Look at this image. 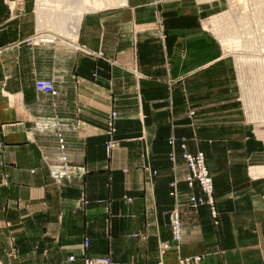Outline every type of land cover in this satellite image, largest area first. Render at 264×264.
Returning a JSON list of instances; mask_svg holds the SVG:
<instances>
[{"label": "crops", "instance_id": "obj_1", "mask_svg": "<svg viewBox=\"0 0 264 264\" xmlns=\"http://www.w3.org/2000/svg\"><path fill=\"white\" fill-rule=\"evenodd\" d=\"M37 4L0 0V261L177 264L203 254V264H264V122L254 121L264 95L249 81L243 90L233 59L203 30L201 4L127 0L85 13L77 38L70 17L59 31L42 26ZM41 78L55 81L56 97L37 91ZM56 119L71 180L51 169ZM182 137L206 155L219 223L209 206L183 205L178 249L170 184L189 192Z\"/></svg>", "mask_w": 264, "mask_h": 264}, {"label": "built area", "instance_id": "obj_2", "mask_svg": "<svg viewBox=\"0 0 264 264\" xmlns=\"http://www.w3.org/2000/svg\"><path fill=\"white\" fill-rule=\"evenodd\" d=\"M33 40L42 41L41 36L33 37ZM102 56V55H101ZM36 89L40 94L50 95L51 97H56L59 94V90L55 84V81L50 78H41L36 80ZM194 112L192 111L191 114ZM119 113L118 111H112L109 121L108 133L111 139L108 143L109 149L115 146L116 140L114 139L115 125ZM57 132L56 137L58 140L57 155L59 158V164L51 166L54 175H58L62 172L68 180L72 179V168L69 165L70 152L67 145L65 129L63 124L56 119ZM177 139L173 136L170 138V144L174 147L177 144ZM181 146L184 150L183 158L188 168V174L185 178V182L188 185L189 192L186 195L180 192L178 187V181L174 180L171 182V195L174 198V206L170 212L171 218V228H172V240L176 248L180 249L184 242L185 237V224L181 218L180 210L183 205L186 204L192 211H196L203 205L209 206L212 214V218L215 224L219 223V212L216 206V199L214 196L215 186L214 179L210 172L207 164L206 155L203 151H197L192 153L188 151L187 138L182 137L180 139ZM170 159L173 164H176V156L174 150L170 153ZM6 183V181L4 180ZM196 187L199 188L200 193L196 192ZM183 198H185V203H183ZM129 200H131L129 198ZM86 246H88V241H86ZM170 245L166 243L162 244V249L167 250ZM205 255H184L180 254L178 256L177 264H203ZM69 261L75 262L77 258L73 256L68 257ZM0 264H4L0 261ZM82 264H112V259L110 256L94 257L90 255H85L82 259Z\"/></svg>", "mask_w": 264, "mask_h": 264}, {"label": "rangeland", "instance_id": "obj_3", "mask_svg": "<svg viewBox=\"0 0 264 264\" xmlns=\"http://www.w3.org/2000/svg\"><path fill=\"white\" fill-rule=\"evenodd\" d=\"M69 1L76 2V0H50V3H47L51 7L52 6L54 7L57 3V7L59 8L58 10L61 11L58 12V14H60V16L63 17L61 18V21H58L59 19H57L58 17L57 12L53 14V16L48 15L47 18L48 20H52L51 22L53 26H58L57 28H61L59 26H66L67 20L69 19V17H71L70 15L71 12L68 11L69 9L64 8L65 6L64 3L69 4ZM185 1L186 2L190 1L191 3L195 2L198 5L201 4V6L203 7L202 10L203 30L207 31L208 33L212 32L215 36H216V32L214 33L213 31L214 24H212L209 20L214 15L225 13L224 17L226 18V20L221 21L220 19L221 22L219 21L224 31L220 33L221 36L218 34L216 36L219 46L223 49V51L227 55H229L233 59L235 67L237 68L238 71L239 79L242 80L241 83L243 84V88L245 87V83L243 82L244 79L246 81H249L250 84H252L250 85V87H252L255 92L258 91L261 95H264V62L259 61L260 59L258 58L259 59L258 60L256 58V57H261L262 56L261 54H264V17L252 13L253 12L252 9L255 8V4L253 5L251 0H207V1L185 0ZM37 11H38V4H37ZM240 13L241 14L250 13L251 18L246 21H241L244 19L241 20L239 19ZM206 22L208 23L207 25L205 24ZM61 29H63V27ZM223 33L225 39L229 38L231 35H233L232 38L234 39L230 37L231 40L229 39L225 42L223 41L224 39L223 40L221 39L222 40L221 41L220 37L223 38L222 36ZM226 35L229 37H226ZM236 35L238 36V38ZM238 40H240V42ZM223 42L224 45L226 44L228 45L224 46ZM241 51L243 52L242 55L245 58L244 60L241 59L240 62V59L237 60V53H242ZM246 56L248 57V59ZM245 59H247L246 60L247 62L245 61ZM240 74H242V77ZM257 85L259 86L258 89L256 88ZM263 107L264 105L261 106V109H263Z\"/></svg>", "mask_w": 264, "mask_h": 264}, {"label": "bare ground", "instance_id": "obj_4", "mask_svg": "<svg viewBox=\"0 0 264 264\" xmlns=\"http://www.w3.org/2000/svg\"><path fill=\"white\" fill-rule=\"evenodd\" d=\"M207 1V0H206ZM231 2V1H230ZM252 4L254 5L255 4V8L252 9V13H255L257 14L258 16H261V17H264V0H251ZM47 3H50V0H38V18L40 19V23L42 26H45V25H48L47 23L50 22V20H48L47 16L50 15V16H53V14H55L57 12V19H59L58 21H61V18H63L62 16H60V14H58V12H61L60 10H58L59 8L57 7V3L56 5L53 7L49 6ZM68 3V2H67ZM127 3V0H76V2H70L69 1V4H65L64 8L65 9H69L68 11L71 12V17H70V26H71V35L72 37L74 38H77V34H78V30H79V26H80V20L82 18V16L89 12V11H92V10H100V9H104V8H112V7H116V6H123ZM107 8V9H108ZM241 13H244V12H241ZM239 14V19H244V20H241V21H246V20H249L251 18V15L250 13H245V14ZM224 14L225 13H221V14H218V15H214L210 18V22L212 24H214V33L216 32V36L217 34L221 36L220 33H222V31H224V29L221 27V24L219 23L220 19L221 21H224L226 20V18L224 17ZM49 16V17H50ZM226 16V15H225ZM52 18V17H51ZM224 18V19H223ZM56 19V20H57ZM223 19V20H222ZM47 21V23H46ZM52 21V20H51ZM208 21V23H209ZM220 21V22H221ZM52 23V22H51ZM207 22L205 23L206 25L208 24ZM67 25V24H66ZM69 26V27H70ZM68 27V26H67ZM57 29L58 31L60 30V28H55ZM225 33V32H224ZM224 33L222 34V36L224 35ZM228 33V32H227ZM237 36V35H236ZM226 37H229L226 35ZM231 38L233 37V35L230 36ZM227 38L225 39V36H223V38L220 37V40L224 39L223 41H227V40H231V38ZM51 37H49L50 39ZM238 38V36H237ZM46 40L48 39V37L45 38ZM234 39V38H232ZM52 40V39H51ZM50 40V41H51ZM221 40V41H222ZM236 40V38H235ZM234 40V41H235ZM55 41V40H54ZM52 41V42H54ZM240 42V40H238ZM229 43V42H228ZM233 43V42H232ZM238 43V42H237ZM223 45H224V42H223ZM228 45V44H226ZM224 45V46H226ZM237 45V44H236ZM226 48V47H225ZM238 52V51H237ZM242 52V51H241ZM243 52L242 53H237V60L240 59V62H241V59L244 60L245 57H243ZM245 54V53H244ZM246 55V54H245ZM251 55V54H249ZM256 55V54H254ZM262 56L261 57H256L259 61H263L264 62V54H261ZM247 57V56H246ZM252 57V56H251ZM254 57V56H253ZM248 59V57H247ZM245 59V61L247 60ZM250 59V58H249ZM243 61V62H245ZM247 62V61H246ZM244 69V68H243ZM241 77H242V74H240ZM244 80V79H243ZM242 81V80H241ZM246 81V80H244ZM263 84V83H262ZM243 85V84H242ZM246 86V84H245ZM246 88V87H245ZM244 90V88H243ZM249 90V89H248ZM251 91V90H250ZM249 92V91H248ZM250 94V92H249ZM261 101V100H260ZM262 102V101H261ZM263 110H264V107H263ZM261 111V110H260ZM264 113V112H263ZM262 115V114H261ZM263 117V115H262ZM256 122H264V118H257L255 117V120ZM255 168V167H254ZM253 169V168H252ZM257 170V168L255 169ZM254 170V172H255ZM257 172V171H256ZM255 172V173H256Z\"/></svg>", "mask_w": 264, "mask_h": 264}]
</instances>
